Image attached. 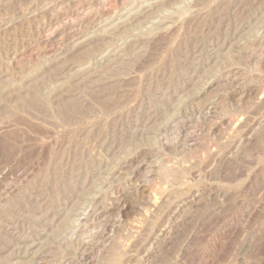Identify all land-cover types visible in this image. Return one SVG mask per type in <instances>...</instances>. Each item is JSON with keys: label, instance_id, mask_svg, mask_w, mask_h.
<instances>
[{"label": "rangeland", "instance_id": "obj_1", "mask_svg": "<svg viewBox=\"0 0 264 264\" xmlns=\"http://www.w3.org/2000/svg\"><path fill=\"white\" fill-rule=\"evenodd\" d=\"M263 66L264 0H0V264H264Z\"/></svg>", "mask_w": 264, "mask_h": 264}, {"label": "bare ground", "instance_id": "obj_2", "mask_svg": "<svg viewBox=\"0 0 264 264\" xmlns=\"http://www.w3.org/2000/svg\"><path fill=\"white\" fill-rule=\"evenodd\" d=\"M73 46V45H72ZM249 55V54H248ZM264 67V66H263ZM235 78V77H234ZM241 126V125H240ZM153 203V202H152ZM142 233V232H141ZM93 235V234H92ZM222 248V247H221ZM101 255V254H100Z\"/></svg>", "mask_w": 264, "mask_h": 264}]
</instances>
